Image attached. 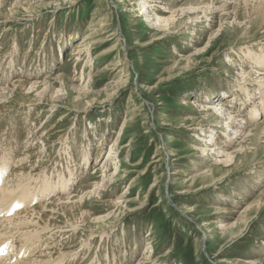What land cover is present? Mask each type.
Returning a JSON list of instances; mask_svg holds the SVG:
<instances>
[{
  "label": "rangeland",
  "instance_id": "rangeland-1",
  "mask_svg": "<svg viewBox=\"0 0 264 264\" xmlns=\"http://www.w3.org/2000/svg\"><path fill=\"white\" fill-rule=\"evenodd\" d=\"M199 1L0 0V86L7 88L3 98L0 94V163L8 164L0 186L20 168V157L32 189L45 177L75 176L67 194L59 196H84L82 209L65 214L58 203L55 217L80 221L88 211L71 246L85 244L89 236L91 248L65 264H92L98 256L99 264H138L151 251V264H264V206L239 222L250 223L232 240L223 235L218 219L237 223L264 192V118L252 120L251 109L238 114V108L226 105L238 121L249 120L239 125L241 136L225 147L227 152L243 144L251 148L226 173L216 170L217 156L201 155L199 138L216 128L222 150L220 141L231 134L221 124L228 115L198 110V105L228 103V94H238L245 82L242 76L251 77L257 68L240 64L245 50L264 44V24L255 22L260 0L247 6L231 0L226 9L218 8L223 0ZM197 4L200 22L188 24L192 15L182 17L179 9ZM149 5L151 12L141 14ZM172 11L177 14L173 24L154 28L164 24L156 17L168 18ZM224 23L248 24L251 32L231 30L226 42L210 47ZM173 30L178 33L167 35ZM160 36L165 37L155 40ZM78 45L90 52L76 55ZM81 73L83 79L76 80ZM18 79L44 81L49 89L41 94L43 102H36L37 92L20 94L12 86ZM198 125L205 131L191 128ZM248 134L253 137L239 145ZM98 183L104 191L90 194ZM59 196L51 193L46 200ZM2 220L0 233L7 225Z\"/></svg>",
  "mask_w": 264,
  "mask_h": 264
},
{
  "label": "bare ground",
  "instance_id": "bare-ground-1",
  "mask_svg": "<svg viewBox=\"0 0 264 264\" xmlns=\"http://www.w3.org/2000/svg\"><path fill=\"white\" fill-rule=\"evenodd\" d=\"M230 1L231 0H223L219 4L218 8L219 9H226L228 7V5L230 4ZM249 1L250 0H240V2H244L246 6L248 5ZM145 3H147V2H145ZM201 3H199V4H201ZM199 4H197L193 7L191 5L190 7L179 9V12L181 13L180 15L182 17H185L189 14L192 15L189 17L190 21L188 20L189 21V22H187L188 24H190L192 21L193 22H200L199 17H198V12H200L199 11L200 10ZM252 5H254L253 1L251 2L250 6H252ZM152 6L153 5L147 6L148 7V8L146 7L147 9H145V6H144L143 8H141V12L143 10V11H145V13H150L151 11H149L148 9ZM208 10H210V9L208 8ZM259 10H262V11H261L259 18H257L255 20V22L258 24L259 27H261L264 24V0H260ZM145 13L142 12L141 14H145ZM145 15H148V14H145ZM153 15L156 16L158 14H153ZM231 15H233V13L225 14L223 16L230 18ZM176 16H177V14H175L174 11H172L171 16L168 18L156 17V20L163 21L164 24L158 23L154 28H157L159 30L162 28L164 29L167 24L170 25L176 21L175 20ZM234 16L237 19L238 12L234 13ZM161 17H163V16H161ZM224 24H226V23H224ZM224 24H222L220 26L219 33L212 35L213 37H212V40L210 39L211 40L210 41L211 42L210 47L216 45V43L221 42V41L226 42L229 39L228 37L230 35L231 30L242 29V31H244L245 34H248L251 32V26H249L248 24L244 25V26L243 25L240 26L239 24H237V25L236 24H230V23H228L226 25H224ZM166 33H167V35H170V34L178 33V31L173 30V31H167ZM164 37L160 36V37L156 38L155 40L162 39ZM85 46H86V43H85ZM85 46H84V48H80V46L78 45L79 48L75 49L76 55L79 54L81 56L83 54V52H84V54L87 53V51L90 52L89 47L86 48ZM82 49H85V50H82ZM242 55H243L242 56V59H243L242 62L243 63L240 64L242 67L245 66V64H247L248 62L251 63L252 65H254L255 67H257V68H255L254 71L252 70V72H251L253 75L257 74V76L254 78L255 80L252 79L254 77L253 75L251 77H250V75H247L245 77L242 76V78L245 79V82L243 83L242 86H240L241 88L239 90H237L238 94L237 93H234L233 95L228 94V96L226 97L227 98L226 101H224V102H228V103H224V104L221 103V106L220 105L218 106L216 103L210 104V105L209 104L208 105L201 104L203 106L198 105L199 107H202V108L198 109L199 111H204V112L215 111V113L219 117H223V116L225 117V115L226 116L228 115V117L226 118V121L222 122L221 124L226 125L229 128V130H228L229 134L230 133L231 134L226 137V140L224 139L225 140L224 143L220 141V143H222V145L224 146V148L222 150L219 151V149H221V146L219 148V141H218L219 138H217L218 137V130L216 128L213 129L212 133H210L211 134L210 136L199 138V141L202 142L201 144L203 145L200 147V150L202 152L201 155L202 156H206V155L207 156H217V158L215 159V161L217 162L216 163V166H217L216 170L224 168L226 173H228V171H230V168L234 165V163H235L234 161H235L236 157H238V155L240 157H243V158L245 156L247 157V154H248L250 147H246V145H244L243 143H246L247 140H249V139H251V137H253L252 134H248L244 138V140H241L242 142L239 143V145L243 144L241 149H238L233 153L227 152V149L233 143L232 140L234 138H238L239 136H241L240 131L242 128L239 127V125L241 123L245 124V123L249 122V120L247 121V119L245 117H243V120H241V122L238 121L237 118L239 117V115H233L232 112L227 113V111H229V110L226 109V105H229V103H230V105H234L239 110L238 114H243L244 111L247 110L248 108L251 109V119L252 120L255 118H258V117L264 118L263 117L264 116V100H262V101L259 100L261 95L264 96V44H262L260 46L259 50L253 49V47L251 49H247L242 53ZM229 59H230L229 62H235V59H232L230 56H229ZM83 76H84V74L81 73L80 76L78 78H75V79L76 80L83 79ZM45 85L46 84L44 83V81H38V80H36L35 82L25 83L21 79H18L17 81L12 83V86H14L15 88L16 87L19 88L18 90H20V94H22V95H30L31 93L37 92V95L39 97V99L36 101L37 103L43 102V101H41V94L48 92L49 86H45ZM41 88H44V89H42L39 92V90ZM76 89L78 90V88H76ZM6 90H7V88H4V87L1 88V86H0V94L2 95V98L5 96ZM60 91L61 90L58 89V92H60ZM49 93H50V91H49ZM30 103H31V105H34V102H30ZM37 103H35V104H37ZM183 104H187V102L184 101ZM193 104H195V103L193 102ZM53 110H54V107H52V111ZM225 111H226V113H225ZM234 114H236V113H234ZM221 124H219L218 126L220 127ZM242 124H241V126H242ZM262 127H263V125H262ZM191 128L192 129H200L202 131H205V129L202 128L201 125L192 126ZM263 130H264V127H263ZM116 143H115V145H116ZM225 147H228V148L226 149ZM207 151H214V152L209 154V153H207ZM112 154H113V148H112L111 152L109 153V157H111ZM19 159L20 160L18 162L17 161L16 162L18 163L17 166L20 168H17L18 170H16V169L14 170L15 174H13L14 176H12L11 180H9L10 184L12 186L8 185L9 181H7V183H6L7 186H0V220L2 218L4 220V222L2 220V225L5 222H7V225H4L5 227L3 226L4 231L2 233H0V255L2 254L0 257V264H5L7 262H10L11 264H65L64 261H66L67 259H69L71 261L72 259L74 260L75 257H78L82 253L84 254L86 252V249L91 248L89 246V243L87 242L89 240V238L91 239V237H89V236L86 237L84 239L85 244H82L75 249L72 248L71 244L74 243L76 238H78V234L80 233V230H82V226L85 225L86 220L83 219L84 216L89 215L90 213L88 211H83V213H82L83 217H82V220H80V221H77V219L74 221L73 219L68 218L66 221L61 222V221H59V219H57L55 217L56 213L59 212L55 207V204H58V203L61 204V205L59 204L61 206L60 210L64 211L65 214L68 213V211L74 212V208L82 209V206L84 204V201H83L84 196L80 197L79 195L78 196L75 195V196H69V197H65V196L61 197L62 193H64L63 195H66L68 190H70L71 184H73L75 176L73 177L72 173H70L68 175L65 174L63 176H58L57 179H54L53 181H49V179H46L47 177H45V178H43V181L38 183L39 185H38L37 189H35V188L32 189V188H30V185L27 183V181L30 180V178L28 177L29 175L25 174L24 172L21 173L23 171L22 170L23 167L19 166L23 163V162L22 163H20V162L24 158L21 159V157H20ZM85 160H86V163L89 160V154L87 152H85ZM108 167H109V162H108ZM7 168H8V164H7L6 160L2 164L0 163V179L4 175V173L6 172ZM94 171H95V169H94ZM210 172L212 173V169L210 170ZM95 173L97 174L98 171L97 172L95 171ZM209 175H211V174H209ZM111 177H113V176L112 175L109 176V178H111ZM218 180H216V182H219ZM214 184H216V183H214ZM96 186L98 188L91 191L90 194H92L93 192L94 193L98 192V191L101 192L102 190L104 191V189H105V185H103V184L98 183ZM207 187H209V186H207ZM51 193H56V194H58V196L59 195H61V196H59V198L55 199V201L48 203L46 199L49 198V195ZM44 202H47V203L44 204ZM115 202H116V200H115ZM40 203H42V204H40ZM118 204H120V201H117V205ZM263 206H264V192H263L262 196L258 199L257 202H253V203H250V205H248L247 209L243 212L239 221L237 223H233L234 225L233 224H230V225L224 224V221H223L224 219H221L222 217H219L218 219H220V221L222 222V223H220L221 224L220 228L223 229V235L227 236V238H230V240L235 239L236 237L240 236L245 231V229H246L245 227L247 226L249 221H245L244 226H239V225H243V224H239V222L240 223L243 222V220L246 219L245 216H247V218L249 220L250 215H252L253 213H256V215H257L260 211L263 210ZM226 207L223 208L224 211H218V213L226 212L225 211V209H227ZM57 215H59V214H57ZM52 219H56V221H52ZM94 219L97 220L96 222H99L104 218L95 217ZM79 223H82L83 225L79 224ZM218 228H219V226H218ZM1 230H3V229H1ZM57 236H59V239L56 240V242L52 243L53 241H51V239L54 237H57ZM206 237H207V235L205 234V238ZM58 242H61V243L58 244ZM65 243H68L69 245L67 244L68 246H66ZM262 244L264 245V241ZM40 247H41V249L43 248L42 251L37 252V250H39ZM62 247H64V248H62ZM148 249L149 248H147V250ZM19 256H21V257H19ZM152 256L153 255H152V251H151L149 256L143 257V259L141 261H139L138 264H151L152 261L150 259L152 258ZM105 257H106L107 261L111 262V258L109 255L106 254ZM93 259H94V263H92V264H99L100 263L99 256L95 257ZM114 259L116 260L117 258L114 257ZM245 262L247 264H259L260 263V262H257L255 260H249V261H245Z\"/></svg>",
  "mask_w": 264,
  "mask_h": 264
}]
</instances>
